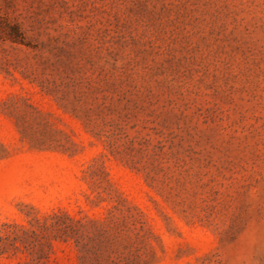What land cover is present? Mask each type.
Wrapping results in <instances>:
<instances>
[{"label": "rangeland", "instance_id": "rangeland-1", "mask_svg": "<svg viewBox=\"0 0 264 264\" xmlns=\"http://www.w3.org/2000/svg\"><path fill=\"white\" fill-rule=\"evenodd\" d=\"M0 264H264V0H0Z\"/></svg>", "mask_w": 264, "mask_h": 264}, {"label": "trees", "instance_id": "trees-1", "mask_svg": "<svg viewBox=\"0 0 264 264\" xmlns=\"http://www.w3.org/2000/svg\"><path fill=\"white\" fill-rule=\"evenodd\" d=\"M14 29H12V31H13ZM14 33H15V30L13 31Z\"/></svg>", "mask_w": 264, "mask_h": 264}]
</instances>
